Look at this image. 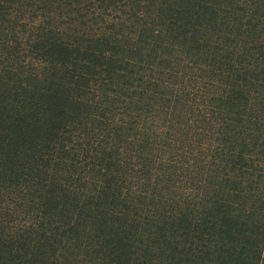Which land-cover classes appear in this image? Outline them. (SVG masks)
<instances>
[{"label": "trees", "instance_id": "16d2710c", "mask_svg": "<svg viewBox=\"0 0 264 264\" xmlns=\"http://www.w3.org/2000/svg\"><path fill=\"white\" fill-rule=\"evenodd\" d=\"M0 264H264V0H0Z\"/></svg>", "mask_w": 264, "mask_h": 264}]
</instances>
